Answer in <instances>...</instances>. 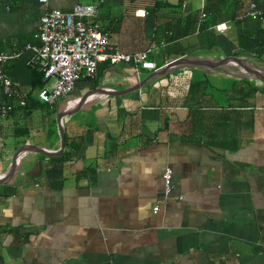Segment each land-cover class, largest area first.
<instances>
[{
  "label": "crops",
  "instance_id": "1",
  "mask_svg": "<svg viewBox=\"0 0 264 264\" xmlns=\"http://www.w3.org/2000/svg\"><path fill=\"white\" fill-rule=\"evenodd\" d=\"M92 2L111 44L148 50L158 68L136 74L130 63L101 62L50 107L32 89L29 50L0 64L36 101L20 106L0 84V102L13 105L0 126V175L23 144L60 147L59 110L148 78L123 94L97 92L64 116L60 154L20 156L14 177L0 183V226L12 228L0 233L4 264H264V80L234 63L154 74L184 56L209 64L236 57L264 72V44L250 37L264 35V17L255 26L221 14L217 23L229 28L219 33L199 29L212 0H0V53L39 44L46 10Z\"/></svg>",
  "mask_w": 264,
  "mask_h": 264
},
{
  "label": "built area",
  "instance_id": "2",
  "mask_svg": "<svg viewBox=\"0 0 264 264\" xmlns=\"http://www.w3.org/2000/svg\"><path fill=\"white\" fill-rule=\"evenodd\" d=\"M47 2V0H40ZM98 6L96 3H76L70 10L48 9L39 19L37 37L39 44H25L22 48L14 49L9 53H0V64L14 60L25 50L31 52L29 64L32 68L41 71L44 85L38 91V98L50 107L60 98L70 94L77 81L84 77H93L101 62L109 64L130 63L136 74L141 68L157 69L155 62L148 59V50L139 52H123L113 46L107 32L100 28L96 20ZM146 11L138 9L136 15L144 16ZM206 12H201V21ZM239 18H262L264 6L250 1ZM216 31L224 33L228 28L226 22L216 23ZM0 84L3 92L8 96H16L17 104L26 105V93L20 92L12 79L0 69ZM12 104L0 102V126L12 110ZM172 169L166 168L162 173L164 181V199L171 196ZM183 196L178 195L181 199ZM159 209V204L153 208Z\"/></svg>",
  "mask_w": 264,
  "mask_h": 264
},
{
  "label": "water",
  "instance_id": "3",
  "mask_svg": "<svg viewBox=\"0 0 264 264\" xmlns=\"http://www.w3.org/2000/svg\"><path fill=\"white\" fill-rule=\"evenodd\" d=\"M226 63H234L237 64L239 66H241L242 68H244L247 72L253 74L255 77L260 78L262 80H264V72L261 71L260 69L251 66L248 62L239 60L236 57H224L221 58L219 60H217L214 64H209L207 63L205 60L202 59H193V58H188V57H180V58H176L171 60L170 62H168L165 66H163L160 70L155 71L154 74H163L165 73L169 68L173 67V66H177V65H182V64H186V65H191V64H199V65H206L209 67H217V66H221L223 64ZM148 78L144 79L143 82H140L134 86H131L130 88H126L124 90H108L106 88H99L94 90L93 92H88L87 94L81 96L77 102V106L75 108H70L69 106L59 110L57 112V125L60 131V136H61V144L60 147L57 150H47L45 148L33 145V144H23L22 146H20L17 151L15 152L13 158H12V162L10 164V167L8 169V172L4 175H0V183H8L16 174L17 171V167H18V161L20 156L26 152V151H34V152H38L47 156H53V155H57L60 154L65 146V134H64V128L62 125V120L64 118V116L69 115L71 113H74L76 110H78L79 107H81L83 105V103L89 98L91 97L93 94L97 93V92H106L109 94H123L126 93L128 91L134 90L136 88H140L141 85L147 80Z\"/></svg>",
  "mask_w": 264,
  "mask_h": 264
},
{
  "label": "trees",
  "instance_id": "4",
  "mask_svg": "<svg viewBox=\"0 0 264 264\" xmlns=\"http://www.w3.org/2000/svg\"><path fill=\"white\" fill-rule=\"evenodd\" d=\"M250 1H255L260 6L263 5L262 4L263 0H212V3H213L212 8H207V11H205L207 16L204 19V21H201V23L199 24V29L204 30L211 25H215L217 23V21L219 20L221 14L227 16L230 19L236 18L238 15H240V13H242L245 10V8L247 7V5ZM247 19H250L251 23L255 24V26L257 25V23L259 24L261 21V18L254 19V18L247 17ZM243 22H246V19L243 20ZM193 28L194 27H192L190 30H192ZM260 32L264 33V29H262ZM252 33H251L250 37L252 38L253 46H259L261 44H264V35L263 34L255 36V34L254 33L252 34ZM197 83H199V82H196V85H197ZM43 84H44V80H43L42 72L38 71V70L32 71V75H31L32 89H34V90L37 88L39 89L43 86ZM193 85H195V84H193ZM193 90H195V89L190 85L189 93L192 92L191 93L192 96L195 94L193 92ZM28 99L29 100H27V103L24 107L27 109H30L32 106L35 107L36 106L35 98L33 100L32 97H30V95H29ZM8 101H10V100H8ZM16 130H17V128L15 129V131ZM10 229L12 230V228L0 226V233L3 231H9ZM0 264H4V261L1 258V256H0Z\"/></svg>",
  "mask_w": 264,
  "mask_h": 264
},
{
  "label": "rangeland",
  "instance_id": "5",
  "mask_svg": "<svg viewBox=\"0 0 264 264\" xmlns=\"http://www.w3.org/2000/svg\"><path fill=\"white\" fill-rule=\"evenodd\" d=\"M86 81H87V80H86L85 78H80V79L77 81L78 84H77V83H76V84H77V85H82V84H85Z\"/></svg>",
  "mask_w": 264,
  "mask_h": 264
}]
</instances>
